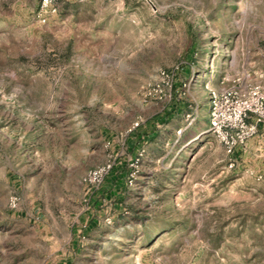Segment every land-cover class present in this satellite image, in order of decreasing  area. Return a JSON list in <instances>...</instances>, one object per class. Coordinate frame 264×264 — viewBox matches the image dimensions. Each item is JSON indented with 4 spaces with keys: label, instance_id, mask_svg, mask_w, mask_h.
<instances>
[{
    "label": "rangeland",
    "instance_id": "1",
    "mask_svg": "<svg viewBox=\"0 0 264 264\" xmlns=\"http://www.w3.org/2000/svg\"><path fill=\"white\" fill-rule=\"evenodd\" d=\"M41 1L0 0V264H264V147L209 129L264 86V0Z\"/></svg>",
    "mask_w": 264,
    "mask_h": 264
},
{
    "label": "built area",
    "instance_id": "2",
    "mask_svg": "<svg viewBox=\"0 0 264 264\" xmlns=\"http://www.w3.org/2000/svg\"><path fill=\"white\" fill-rule=\"evenodd\" d=\"M59 1L42 0L40 16L55 14ZM179 71V67L161 70L154 85L147 90L146 96L164 100L167 92L173 88ZM209 95V129L229 157L228 169L233 170L238 163L236 155L245 152L250 141L264 136V86L241 84L223 90L210 89ZM110 169L111 166L107 165L87 175L85 180L91 186L89 192L102 187Z\"/></svg>",
    "mask_w": 264,
    "mask_h": 264
},
{
    "label": "crops",
    "instance_id": "3",
    "mask_svg": "<svg viewBox=\"0 0 264 264\" xmlns=\"http://www.w3.org/2000/svg\"><path fill=\"white\" fill-rule=\"evenodd\" d=\"M139 140H140L139 133H137L135 136L129 138L128 139V149L130 151L136 150L137 149L136 146H138ZM251 142L253 145L252 151H253V153H256L257 151H259L260 149H262L264 147V136L263 137H257L255 139H253L252 141H250V143ZM250 143H249V145H251ZM68 262H69V260L67 259V261L64 264H68Z\"/></svg>",
    "mask_w": 264,
    "mask_h": 264
}]
</instances>
